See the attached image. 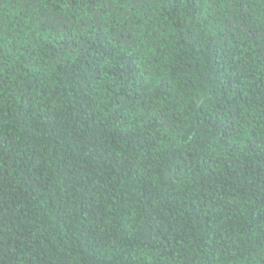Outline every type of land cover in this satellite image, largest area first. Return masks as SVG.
Here are the masks:
<instances>
[{"label":"trees","instance_id":"trees-1","mask_svg":"<svg viewBox=\"0 0 264 264\" xmlns=\"http://www.w3.org/2000/svg\"><path fill=\"white\" fill-rule=\"evenodd\" d=\"M0 264H264V0H0Z\"/></svg>","mask_w":264,"mask_h":264}]
</instances>
